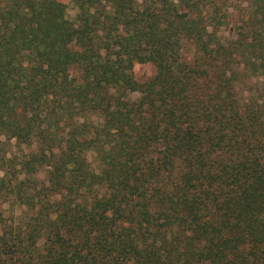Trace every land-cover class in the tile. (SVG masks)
Returning <instances> with one entry per match:
<instances>
[{"label": "trees", "instance_id": "16d2710c", "mask_svg": "<svg viewBox=\"0 0 264 264\" xmlns=\"http://www.w3.org/2000/svg\"><path fill=\"white\" fill-rule=\"evenodd\" d=\"M0 264H264V0H0Z\"/></svg>", "mask_w": 264, "mask_h": 264}, {"label": "rangeland", "instance_id": "374dc122", "mask_svg": "<svg viewBox=\"0 0 264 264\" xmlns=\"http://www.w3.org/2000/svg\"><path fill=\"white\" fill-rule=\"evenodd\" d=\"M68 2H66V4H67ZM68 5V7L66 8V16L68 17V18H72L73 17V15H74V12H75V10H74V8L71 6V4L69 3V4H67ZM146 71V68L143 66V65H136L135 66V72H137V74H139V73H144ZM10 144H7V145H12V141H10L9 142ZM17 213V212H16ZM6 216H7V213L5 214Z\"/></svg>", "mask_w": 264, "mask_h": 264}]
</instances>
